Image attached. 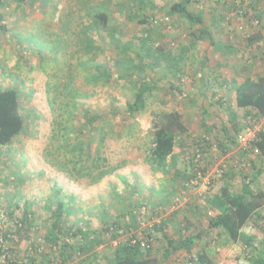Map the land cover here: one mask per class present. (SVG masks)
<instances>
[{
  "label": "rangeland",
  "instance_id": "1",
  "mask_svg": "<svg viewBox=\"0 0 264 264\" xmlns=\"http://www.w3.org/2000/svg\"><path fill=\"white\" fill-rule=\"evenodd\" d=\"M104 1H108L111 31L97 32L89 13L101 9ZM129 1L48 0L46 3L44 0H25L24 3H12L3 9L0 8L5 19L4 27L0 22V90L8 87L19 88L23 98L22 113L28 127L10 150L7 147L0 148V162H3L2 165L0 164V213L7 215L5 209L12 204L15 216L22 218L24 203L28 200L38 206L39 212L37 216L39 229L36 230L35 235L32 234L31 238L18 246L14 245L18 255L15 262L18 264H28L37 257L42 264L45 261L44 257L48 259L51 256L49 254L51 248L44 240L46 230L41 228L50 224L51 214L46 207V202L50 198L69 202L71 196H75L72 203L73 207L75 204L78 212L69 216V222L75 223L77 220L85 222L91 229H101L104 225L105 214L99 208H105L107 214H110L113 212L110 208L122 207L124 199L131 203V201L135 202L136 197L146 198L144 201L149 209L145 208V211L148 217L156 219L158 213L159 216L170 219L172 223L175 221L174 226L168 228V235L174 240H179L177 236L179 233L175 234L174 229L178 228L177 221L181 222V228L189 226L185 219V215L189 214H184L183 211V207L188 202L193 200L200 203L201 212L204 214L201 218L198 214L189 215L193 226L188 231L181 230L185 237L196 233L197 227L201 230L205 229L210 218L217 214L210 207L208 199L219 193L224 182L229 181L232 190L239 192V185L236 182L233 184L234 178H222L226 172L240 179L245 174L251 175L253 179H256L255 175H257V182L253 184L252 189L253 191L260 187L264 189L263 159L250 154L245 147V139L242 141L243 137L249 135L248 138L246 137L248 143L249 138L254 137L264 128V121L254 125L250 124L249 117L242 118L244 126L242 125L240 130L237 129L235 132L237 136L235 135L233 139L236 145L234 146L233 142L225 145L221 140L224 138V132L220 124L222 121L228 122L229 113L222 101H215L219 97V91L226 86L225 82L220 87L206 86L212 78L211 70L207 65L208 68L205 66L202 73L201 81L205 84H202L201 94L192 98L188 95L192 91L191 96H193L195 89L201 87L197 64L200 56H209L206 55L205 49L208 42L212 41L209 33L212 32L213 26L219 25V30L224 35L231 27L229 22L231 8L227 6V0H198L199 2L194 4L196 13L203 12L206 29L209 31L204 35V40L197 42L193 51L189 50L190 41L184 37L187 36L185 32L187 25L183 27L184 25L179 21L178 25L174 24V30L168 33L165 31L162 37L154 34L153 49L155 50L159 46L167 52L173 50L172 53L176 57L179 47L187 49L186 59L181 61V67L187 72L179 75L182 81L172 78V84L179 88L172 95L167 91V86L169 82L171 83L168 78L171 75H164V71H160L159 67L152 70L150 67H144V75L149 73L158 82L160 74L164 76L163 80L168 82L166 89L160 86L147 97L146 110L135 118H130L126 114V104L132 100L135 93L130 83V80H134L133 77L128 81L120 80L119 85L110 83L96 86L91 80L95 75L94 71L99 67L117 71L121 52L115 47L112 48L114 41L120 40L124 45L132 41L131 49L127 50L132 57L140 52V45L135 39L142 38L148 26L127 19V13L132 9ZM171 1L177 0H152V3L168 7ZM230 1L231 3L236 1L234 4L239 6L242 0ZM222 11L224 21L220 25L216 22V18ZM152 13L149 11L147 15L150 16ZM161 14L158 16L163 17ZM154 31L155 29L151 30V33ZM215 40L224 45L227 43L224 37H217ZM174 43L179 46L173 47ZM226 48L232 49L233 45L221 50ZM141 55L144 56V53L142 52ZM119 71L120 74L125 73L124 69ZM66 81L68 84L65 83ZM214 83L212 81V84ZM181 91L187 96L180 94ZM214 103L219 109L216 105L217 109L212 108ZM79 104L86 105L93 112L107 113V121L111 123V126L105 125L102 128L98 140L92 144L93 158L81 156L80 150L76 148L80 139L86 144L89 142L88 134L78 136V130L83 128L79 118L81 115ZM112 107H116L121 113L110 120ZM172 110H178L190 128L188 135L183 137L185 145L177 147L176 156L174 155L176 160L175 158L174 160L183 170L193 153V143L197 138L208 134L211 148L202 160L201 167L203 165L207 169V176L210 177L204 178L198 186L181 189L175 192V195L171 194L164 199L165 204L156 205L154 208L155 205H148V200L152 198L155 204H159V200L162 201L168 196V193L166 195L162 193L167 187L172 186L173 170L164 173L150 167L148 157L153 139L152 114ZM69 113L72 115L70 116ZM212 122L216 128L207 132L206 127ZM100 126L102 127L103 124L100 123ZM65 127L74 131L71 132ZM102 137H104L103 141H101ZM183 151L187 153L184 156ZM245 157L248 160L244 161ZM170 161L172 163V159ZM92 164H94L93 168L88 171L87 167ZM243 164L246 166L244 167ZM259 170L262 173H257ZM107 171L112 172L106 173ZM127 180L141 190L137 196L127 195V192L132 191L126 189ZM12 209L7 210L12 212ZM261 215H264V208L261 209ZM257 221L264 227V217ZM8 223L12 227V220H8ZM80 224L84 225V223ZM152 224L153 222L142 224L139 233L147 230ZM246 230L250 233H258V229L254 226H249ZM122 240H125L124 237ZM118 243L119 240H116L101 246L99 255L95 259L96 263L108 264L112 254L109 245L114 249ZM158 245L161 249V243L154 241L155 249H158ZM239 245L229 242L227 238L223 239L218 232H211L203 242H198L194 246V250L202 252L204 247H207L212 251L213 257L215 254L220 264H238V259L243 260L242 255H244ZM215 248L221 251L217 253ZM182 254L185 255L179 253ZM178 257L163 264H186L185 258L183 259L185 256L179 260ZM75 262L73 263L77 264Z\"/></svg>",
  "mask_w": 264,
  "mask_h": 264
},
{
  "label": "trees",
  "instance_id": "2",
  "mask_svg": "<svg viewBox=\"0 0 264 264\" xmlns=\"http://www.w3.org/2000/svg\"><path fill=\"white\" fill-rule=\"evenodd\" d=\"M24 2L25 0H0V8L3 9L12 3L20 4ZM44 2L47 3L48 0H44ZM196 2L199 1L177 0L171 1L168 7H163L158 4H153L152 0L129 1V5L132 9L127 13V19L129 21H138V23L144 24L149 28L145 30L142 38L139 39L136 37L135 39V42L140 45V52L135 54L134 57L136 59H134L127 51L131 49L132 41H129L125 45L120 40L114 41L112 48L115 47V49L121 52L119 53L120 60L117 62V71L116 69L99 67V69H97L98 71H94L95 75L92 76L91 80L92 84L96 86L110 83L119 85L120 80L128 81V79L133 77L134 80H130V83L135 89V93L132 100L126 104V114L130 118H135L146 110L147 97L151 95L153 91L160 88V86H164L166 89L165 86H167L166 82L168 81L163 80V75L157 74L159 76L157 79L158 82H156L149 73L144 75V67H150L151 70L159 67L160 71H164V75H171V77L168 78L171 81V83L169 82V86H167L168 93L174 95L173 93L179 90L177 86L172 84V78L182 81L179 75H184V73L187 72H185L184 67H181V61L186 59L187 54L185 52H187V49L182 48V46L181 48L179 47V53L176 57L172 53L173 50L167 52L160 46L155 50L153 49V37L154 34L157 37H162L165 31L168 33V31L174 30V24H177L179 21L184 25L183 27L187 25V29L185 30L187 36L184 37L188 38L190 41L189 50L193 51L196 48L197 42L204 40V35L208 34L203 12L198 11V13H196L194 11V4ZM101 7V9L93 10V12L89 13V16L97 32L101 30L109 32L111 31V27L108 1L102 2ZM149 11L153 12L150 16L147 15ZM161 13H163V15ZM159 14L163 17H159ZM0 22L2 23L1 26L4 27L3 23L5 19L1 12ZM153 29H155V31L151 33ZM258 34L259 33L254 35V41L256 39L258 40ZM211 43H215V41H211ZM172 46H176L175 48H177L179 45L174 43ZM217 47L225 48L226 45L218 43ZM142 52L144 56L141 55ZM200 57V59H202V66L205 67L206 63L210 61L209 56ZM119 69H124L125 73L120 74ZM65 83L68 84V81ZM20 94L19 88L16 87H8L0 90L1 149L7 147L8 150H10L14 142L19 140L18 137L22 135L25 128L28 130L26 118L22 113L23 98L22 94ZM180 94L186 96V93H183V91H181ZM236 107L245 113L246 118L249 117L250 124L257 125V123H260L261 120L264 119V76H260L257 79H247L244 83L237 85ZM78 109L81 110L79 118H81L80 121L83 125V128L78 130V136L88 134L89 142L86 144L78 137L80 141H77L76 148L80 150L81 156L85 155L87 158H93L91 156L92 144L98 140V136L103 130L102 128L105 127V125L111 126V123L107 121V113L93 112L91 108L83 104H79ZM119 113L121 112H119L116 107H112L110 120ZM69 115L71 116L72 113H69ZM152 116L153 139L150 155L148 157L149 164L152 169L164 173L173 170L171 180L172 190L168 193V197L181 189H190L200 185L207 175V169L203 167V165L202 167L200 166L202 163L197 161V157L201 153L202 160H204L205 156L208 155V151L211 148L209 147V135L205 134L206 136L197 138L195 143H193V153L191 154L190 161L187 165L185 164L186 167L182 170L176 163V157H174V155L176 154L178 146L184 147L183 137L188 135L190 130L189 126L178 110L155 112ZM230 117V123H235L237 118L236 114L230 111ZM100 123L103 124L102 127ZM211 124L212 125L209 124V126L206 127L207 132L216 128L214 122ZM225 124L224 121L221 122V130L224 132L223 136L227 142L231 139L229 142L231 143L234 140H232L229 128H227ZM65 128L71 130V128ZM72 131H74V129H72L71 132ZM103 140L104 137L101 138V141ZM254 146L260 150L261 153L259 156L260 158L262 157V162L264 163V128L257 132ZM247 151L249 152L250 150L247 149ZM186 154L187 153L184 151L182 152L183 156ZM171 159L172 163L170 161ZM245 160L248 159L245 157L244 161ZM0 164L2 165L3 162H0ZM94 164H92V166L90 165L91 167H87L88 171L93 168ZM196 166L200 167L201 176L196 172ZM255 169L257 168L255 167ZM111 172L112 171H107L106 173ZM257 173H262V171L259 170ZM250 176L251 175L248 174L242 175L246 183L240 192L233 191L229 181L224 182L219 193L208 199L210 207L213 208L217 214L210 218L205 229L201 230L197 227L198 231L196 233L188 234L185 237L181 230L188 231L189 228L193 226V221L190 220L191 216L189 215L198 214V217L201 218L204 214L201 212V205L198 204L197 201L191 200L188 202L185 207H183V211L184 214H189L185 215L186 223L189 226L181 228V222L177 221L178 228L174 229L175 234L179 233L177 235L179 240H174L173 237L168 235V228L173 227L175 221L172 223L170 219L163 218L156 212V219L148 217L145 211V208L147 210L149 209V206H147L144 201L146 198L142 199V197H136L137 201H131V203L126 202L124 199L122 207L110 208V210L113 211L110 214H107L105 208H99L101 212L105 214L103 219L104 225L101 229H91L89 224L87 225L85 222H79L78 220L75 223L69 222V216L78 212L75 204L73 207L72 203L75 200V196H71L69 202L50 198L46 202L47 211L49 210L51 214L50 224L48 226H42L41 228L46 230L44 240L51 248V252L49 253L51 256H49L48 259L44 257L45 261H43L42 264H72L76 260L75 263L77 264H99L95 261L100 252L99 248L106 245V243H113L116 240H119V243L114 249L112 245H109L112 249V254L108 264H163V262H167L173 258L177 259L178 256V260L182 258V256H185L183 259L185 258L186 264H220L215 254L213 257L212 251H209L207 247H204L202 252H196L194 250V246L197 245L198 242H203L205 237L211 232H218L222 235L223 239L227 238L231 243L240 244L239 246L244 255H242L243 260L238 259V264H264V228L260 225V222L257 221V218H263L261 216L259 217L258 212L264 208V189L260 187L256 189V191H253L252 186L257 182L258 176L255 175L256 179ZM224 177L234 178L233 180L236 179L235 175L227 172L222 178ZM99 179L98 177V180ZM125 183L126 189L132 190L127 192V195L134 197L141 191L138 186L130 183L128 180L125 181ZM149 199L148 205L153 204L155 205L154 208L156 205L165 204L164 198L162 201L158 199L159 204H155L152 198ZM33 202H35V200ZM33 204L30 205L29 200L24 203L22 218L15 216V209H12V204L8 205L5 209L8 213L7 215L5 213H0V235L3 238V243L9 245V247L7 246V249H5L8 257L5 262L1 264H18V262L13 261L18 257L14 245L18 246L29 237L31 238L32 234L34 236L37 232L36 230L39 229V226L37 227V216H39V212L37 211L38 206ZM7 209H12V212ZM6 218L12 220V227L9 226ZM88 222H90V219ZM146 222H153V224L148 226L147 230L139 233L140 226ZM80 223H84V225ZM249 226L257 228L258 233L259 230H261L260 237L257 236L256 232H248L246 228ZM224 236L226 237L224 238ZM122 237H124L125 240H122ZM156 240L158 244L161 243V249H159V245L158 249L154 248V241ZM214 250L217 253L221 251V249L217 250V248ZM179 253H185V255H179ZM238 258L241 257L238 256ZM28 264H40V258L37 257L31 260V262H28Z\"/></svg>",
  "mask_w": 264,
  "mask_h": 264
},
{
  "label": "crops",
  "instance_id": "3",
  "mask_svg": "<svg viewBox=\"0 0 264 264\" xmlns=\"http://www.w3.org/2000/svg\"><path fill=\"white\" fill-rule=\"evenodd\" d=\"M226 2L227 6L229 5L231 8V14L229 17L231 27L225 31V35L219 30V25L213 26L212 32L209 33L212 41H215V43L208 42V46L205 49L206 54H209L210 59V62L206 63V67L209 65V70H211L212 74V78L209 79V83L206 86H209V88H215L217 86L220 87L223 82H225L226 86L224 89L219 91V97H217V100L215 101H222L225 104V108L229 113V118H227L229 119L227 122L228 124L226 123L225 125L229 128V132L231 133L233 140L237 129L240 130L242 128L243 119H246L245 113L236 107V87L237 85L244 83L247 79H257L260 76H264V0H242L239 6L234 4L236 1L231 3V1L229 2V0H227ZM220 13L221 15L217 16L216 22L221 25L224 21V16H222L224 12L222 11ZM257 33H259V38L254 41V35ZM217 37H224L227 41L225 45H233V48H226L222 51L221 48L217 47L218 43L215 40ZM209 48L211 50L210 52ZM201 60L202 59H200L197 64V72L199 75L198 81L201 82V87L195 89L193 96H191L192 91L188 93L191 98L197 94L200 95L202 92V84L204 85L201 81L202 73L204 71ZM212 81L215 83L212 84ZM185 95L187 96V94ZM215 105L216 103H214L212 108L219 109V107L216 105V108ZM228 109L232 110L236 114V122L233 124L230 123L231 117ZM261 121H264V119ZM209 124L212 125L211 123ZM232 134H234V136ZM224 139L225 138L221 139L223 144L229 145L228 143L231 139H229V142ZM232 142L235 146L236 143H234V141ZM235 182L239 185L238 187H240L238 191H242L246 180L243 178H236L233 184ZM169 187H167L168 189L166 188L165 192L162 194L166 195L169 193L172 190V187H170L171 189H169ZM165 198L166 196L164 199ZM31 204L32 203L30 201V205ZM258 213L259 217H264V215L260 214L261 210ZM256 234L260 237L259 233L256 232Z\"/></svg>",
  "mask_w": 264,
  "mask_h": 264
},
{
  "label": "built area",
  "instance_id": "4",
  "mask_svg": "<svg viewBox=\"0 0 264 264\" xmlns=\"http://www.w3.org/2000/svg\"><path fill=\"white\" fill-rule=\"evenodd\" d=\"M247 136H249V135H247ZM246 136V137H247ZM246 137H243L242 138V141L245 139V143H246V146L245 147H247L246 149H248V150H250L249 152H250V154H252V155H256V156H259V154L261 153L260 152V150L257 148V147H255L254 146V141H255V139H256V135L254 136V137H252V138H249L248 139V143L246 142L247 141V138ZM197 161L198 162H202V155H201V153H200V155H198V157H197ZM246 166V164H243V166ZM200 166H201V164H200ZM244 166V167H245ZM196 172L198 173V175L199 176H201L202 175V173H201V171L199 170V166H196ZM208 173V172H207ZM206 173V174H207ZM210 176H207L206 175V177L205 178H209ZM197 182V181H196ZM3 238H2V236L0 235V264L1 263H4L5 262V260L7 259V254H6V252H5V249H7V246L9 247V245L7 244H5V243H3V240H2ZM13 261H15V260H13ZM21 264H23V263H21Z\"/></svg>",
  "mask_w": 264,
  "mask_h": 264
}]
</instances>
